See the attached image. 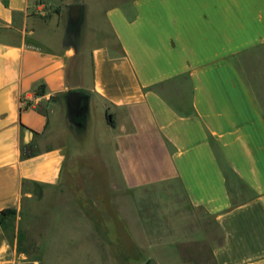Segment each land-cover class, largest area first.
Wrapping results in <instances>:
<instances>
[{
  "label": "crops",
  "instance_id": "1",
  "mask_svg": "<svg viewBox=\"0 0 264 264\" xmlns=\"http://www.w3.org/2000/svg\"><path fill=\"white\" fill-rule=\"evenodd\" d=\"M85 167L119 211L168 210L183 261L264 264V0H0V212L30 182L95 201ZM0 264L41 263L0 224Z\"/></svg>",
  "mask_w": 264,
  "mask_h": 264
},
{
  "label": "rangeland",
  "instance_id": "2",
  "mask_svg": "<svg viewBox=\"0 0 264 264\" xmlns=\"http://www.w3.org/2000/svg\"><path fill=\"white\" fill-rule=\"evenodd\" d=\"M121 1L103 0L105 5ZM111 166L115 170L114 164ZM82 170L85 174L79 179V187L86 193H96L95 201L70 195L68 190L57 196L53 189L45 192L36 182L25 183L31 193L4 220L6 236L18 252L41 264H190L189 259L183 261L179 257L187 255L180 253L184 252V238L172 231L168 235L167 223L173 219L168 210L146 206L138 212L119 211L117 205L106 202L107 186L102 172L96 170L93 174L86 167ZM167 186L151 182L133 187ZM175 221L170 225L174 226ZM172 237L177 241V252L168 245V238Z\"/></svg>",
  "mask_w": 264,
  "mask_h": 264
},
{
  "label": "water",
  "instance_id": "3",
  "mask_svg": "<svg viewBox=\"0 0 264 264\" xmlns=\"http://www.w3.org/2000/svg\"><path fill=\"white\" fill-rule=\"evenodd\" d=\"M82 14L81 4H71L69 6V21H68V33L73 35L78 30L80 23V18ZM78 92H70L67 100V108L70 117L78 116L83 112V105L81 104V99L78 97ZM29 135H32L31 131H28Z\"/></svg>",
  "mask_w": 264,
  "mask_h": 264
},
{
  "label": "trees",
  "instance_id": "4",
  "mask_svg": "<svg viewBox=\"0 0 264 264\" xmlns=\"http://www.w3.org/2000/svg\"><path fill=\"white\" fill-rule=\"evenodd\" d=\"M43 90H44V86L43 85H40L38 87V89L36 90V93L37 94H42L43 93ZM108 122L111 124V125H114V122L112 120H109L108 119ZM15 213V209H12V208H9V209H5V210H2L0 212V224L2 225L3 229H4V220L11 214H14Z\"/></svg>",
  "mask_w": 264,
  "mask_h": 264
},
{
  "label": "built area",
  "instance_id": "5",
  "mask_svg": "<svg viewBox=\"0 0 264 264\" xmlns=\"http://www.w3.org/2000/svg\"><path fill=\"white\" fill-rule=\"evenodd\" d=\"M41 10H44V8L41 7Z\"/></svg>",
  "mask_w": 264,
  "mask_h": 264
},
{
  "label": "flooded vegetation",
  "instance_id": "6",
  "mask_svg": "<svg viewBox=\"0 0 264 264\" xmlns=\"http://www.w3.org/2000/svg\"><path fill=\"white\" fill-rule=\"evenodd\" d=\"M81 104H82V101H81Z\"/></svg>",
  "mask_w": 264,
  "mask_h": 264
}]
</instances>
